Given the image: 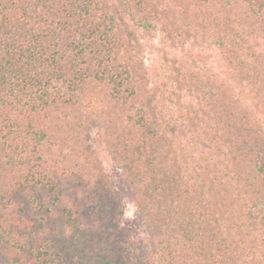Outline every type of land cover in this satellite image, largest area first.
<instances>
[{
	"label": "trees",
	"instance_id": "trees-1",
	"mask_svg": "<svg viewBox=\"0 0 264 264\" xmlns=\"http://www.w3.org/2000/svg\"><path fill=\"white\" fill-rule=\"evenodd\" d=\"M159 30L224 64L181 78L178 117L140 50ZM263 45L264 0H0V264H258Z\"/></svg>",
	"mask_w": 264,
	"mask_h": 264
},
{
	"label": "rangeland",
	"instance_id": "rangeland-1",
	"mask_svg": "<svg viewBox=\"0 0 264 264\" xmlns=\"http://www.w3.org/2000/svg\"><path fill=\"white\" fill-rule=\"evenodd\" d=\"M138 39L140 40V50L148 68L152 86L162 87L164 84L170 86V80H172L175 88H183L180 91V96H182L180 101L170 100L169 102L167 97L165 98L166 101L163 100V108L167 116L173 114L178 117L181 108L196 107V102L191 101L192 97L188 96V92H186L190 83H179L184 75L188 74L187 78L189 80L191 73L194 74L200 70L204 74H219L224 69L218 50L210 41L201 38H190L188 35L171 36L160 30L150 34L138 33ZM261 48L264 52V45ZM166 90H170V88ZM96 132L93 130L90 137L95 146L96 155L106 171L114 176L119 173L117 166L114 164L106 145L95 139L97 137ZM135 218L136 207L132 201L126 199L124 219L131 224ZM139 231H145L144 234H140L142 239L148 242L153 241L152 237L147 235L150 233L149 228L144 229L142 226ZM256 244L262 246L258 254V264H264V241H258Z\"/></svg>",
	"mask_w": 264,
	"mask_h": 264
}]
</instances>
